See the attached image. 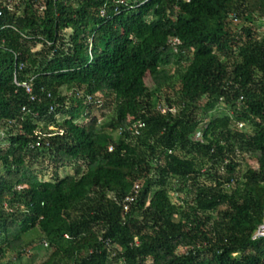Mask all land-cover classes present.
<instances>
[{"label": "trees", "instance_id": "16d2710c", "mask_svg": "<svg viewBox=\"0 0 264 264\" xmlns=\"http://www.w3.org/2000/svg\"><path fill=\"white\" fill-rule=\"evenodd\" d=\"M119 1L0 17V264H264V0Z\"/></svg>", "mask_w": 264, "mask_h": 264}, {"label": "rangeland", "instance_id": "374dc122", "mask_svg": "<svg viewBox=\"0 0 264 264\" xmlns=\"http://www.w3.org/2000/svg\"><path fill=\"white\" fill-rule=\"evenodd\" d=\"M247 25V24H245ZM255 27H261V29H257L258 34L264 32V25L262 22H254ZM68 34V33H67ZM40 49V47H38ZM147 83H150V79H146ZM64 94H68L70 96L72 93L65 91L63 92ZM98 100L99 104L90 108V112L92 113V118H86L82 119L83 123L86 124V126H89L90 124H93L94 121L100 122L104 121L110 114L112 113L113 110V98L111 96H105L103 94H99L96 97V101ZM92 101V100H89ZM163 104V103H162ZM227 108L224 106H219L217 110L214 112L216 115H222L223 112H226ZM202 113V112H201ZM200 113V114H201ZM95 119V120H94ZM55 130V128L53 127ZM247 129V126L246 128ZM254 165V163H253ZM72 167V166H70ZM67 167L61 171V176L65 175H72L74 172L72 171V168ZM4 172L2 166L0 165V174ZM47 178V177H46ZM50 178V177H49ZM52 252V249L49 248V246L45 245L44 241H37L33 245H31L26 251L23 252V256L20 259H16V254L12 253L10 254V259L15 261L17 264H42L49 254Z\"/></svg>", "mask_w": 264, "mask_h": 264}, {"label": "built area", "instance_id": "2783aa9c", "mask_svg": "<svg viewBox=\"0 0 264 264\" xmlns=\"http://www.w3.org/2000/svg\"><path fill=\"white\" fill-rule=\"evenodd\" d=\"M28 1H30V0H0V17L3 16L4 11L7 8L8 9H16V8L21 9L22 5L24 3H26V2H28ZM53 1H57V0H53ZM147 1L148 0H135L134 2L138 3L141 6ZM186 1H190V0H186ZM127 2H128V0H120L119 1V3H121V4H124V3H127ZM102 14H104V11L102 12ZM231 18L233 19L234 22L238 21V16L235 15V14H233L231 16ZM261 20L264 22V17ZM171 43L173 44L174 47H177L180 44V41L177 40V39H172ZM15 84L18 85V86L23 87L27 94H29V95L32 94L33 79H29L26 82H24L22 85H20V84H18L17 78L15 77ZM31 99H32V101H34L35 97L33 95H31ZM240 99L242 100L243 97H241ZM89 100H92V99L89 98ZM54 110H55V106L51 105L50 106V112L52 113ZM23 111H26V107L23 108ZM161 111H162L163 114H165L167 112L166 107H162ZM171 111L174 112V110H171ZM130 123H132V125L128 126V129L130 131L134 132L135 134H139L140 130L145 127V123L143 121H136V122L129 121V124ZM244 126L245 125L243 123L238 124V128H240V129L244 128ZM121 130L122 129H120V131ZM2 135H4V132L2 133ZM42 145L43 144L41 142V137L39 136V139H37V141L32 143L30 146H31L32 149H35L37 147H39V148L43 147ZM112 150H113L112 148L109 149V151H112ZM139 188H140L139 184H136L134 189H133V192L129 196L125 197V199L123 200L124 201V205L123 206H124V210L125 211H128L130 205L136 201V198H137L136 194H137ZM66 238L68 239L67 235H66ZM260 238H264V216H263L262 222L258 225L255 233L253 234V239L254 240H257V239H260ZM45 245L47 246L48 244L45 243Z\"/></svg>", "mask_w": 264, "mask_h": 264}, {"label": "crops", "instance_id": "0c3cea01", "mask_svg": "<svg viewBox=\"0 0 264 264\" xmlns=\"http://www.w3.org/2000/svg\"><path fill=\"white\" fill-rule=\"evenodd\" d=\"M48 244V243H47ZM47 246H49V245H47Z\"/></svg>", "mask_w": 264, "mask_h": 264}]
</instances>
